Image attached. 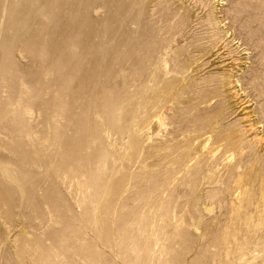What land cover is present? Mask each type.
Instances as JSON below:
<instances>
[{"label":"rangeland","instance_id":"rangeland-1","mask_svg":"<svg viewBox=\"0 0 264 264\" xmlns=\"http://www.w3.org/2000/svg\"><path fill=\"white\" fill-rule=\"evenodd\" d=\"M0 264H264V0H0Z\"/></svg>","mask_w":264,"mask_h":264},{"label":"bare ground","instance_id":"bare-ground-1","mask_svg":"<svg viewBox=\"0 0 264 264\" xmlns=\"http://www.w3.org/2000/svg\"><path fill=\"white\" fill-rule=\"evenodd\" d=\"M236 44H237V43H236ZM241 91H242V90H241ZM243 100H244V99H243ZM244 108H245V107H244ZM246 117H247V116H246ZM250 125H251V124H250ZM250 129H251V128H250ZM256 138H257V137H256ZM256 138H255V139H256ZM252 139H253V138H252ZM255 139H254V140H255ZM256 142H257V140H256Z\"/></svg>","mask_w":264,"mask_h":264}]
</instances>
